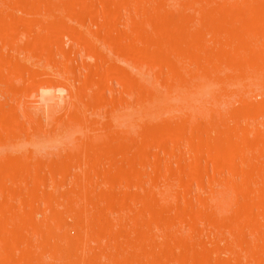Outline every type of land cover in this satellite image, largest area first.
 Masks as SVG:
<instances>
[{
  "label": "rangeland",
  "instance_id": "obj_1",
  "mask_svg": "<svg viewBox=\"0 0 264 264\" xmlns=\"http://www.w3.org/2000/svg\"><path fill=\"white\" fill-rule=\"evenodd\" d=\"M1 1L3 4L1 3ZM1 1H0V11H2V13L4 12L3 17H1V19L7 18V20L11 21L12 23L14 22V24H17V26H14V24L10 23L13 26H11V25L8 26L7 23L5 22L6 25L9 27L8 28L5 25L6 29L7 28L8 29H14V27H16L15 29L17 30V32H19L18 30H20V33H19L20 37L18 36V34L16 36H10V35H12V33L7 34L8 32H6V30L4 31V33L6 35L3 34L4 36H2V34H0V53H2L4 51L6 52L7 50L13 51V53H12V51H11V53L8 52L9 54H7V55L2 53L3 59L10 62V65L7 64V62H6V65H8V66H6L4 64L5 61L2 60V62L4 61V63H2L3 66L1 64V66L3 67L2 68L3 72L1 70L0 71H1V74L2 73L3 74H2V79L0 77V80H2V83H0V84L6 85L7 81L10 82V84L8 83L9 85L0 86V88H2L0 90V103L2 104L1 105L2 108L0 107V109L4 108V110L0 111L2 114V115L1 114L0 115H1V117L4 116L6 118L8 116V113H9L8 109L13 108L16 111V112H12V114L16 116V119H14V120H16L15 121L16 125H14L15 123H13V125L11 124V126H13V128L15 130V131L13 130L14 131L13 135H10V134L7 135L4 132L5 126L3 127L1 125L2 128L0 126V128L3 130V131L0 130V152H1L0 153V159H1L0 163L2 162L3 164H5L6 166L5 165H2V166L6 169V167L9 165V163L11 161L14 162V159H12L14 155L13 156L10 155L11 154L10 151L12 152V150L10 149V151H8V149L10 148V146L13 143H18V144H20V147L22 148V152H20L19 155L22 157L23 162H25V164H23L22 166L27 165V166H25L26 171L29 172V173L28 172L25 173V172H23L25 170H22L21 174H22V172L25 173V175H27V173H28V175H31L30 172L34 174V175L29 176L30 181H29V177L27 178L28 180L24 177L23 183H22V180H19V178L21 176H22V178H20V179H23V174L21 175L20 173H17L18 171L16 172L17 175H19L18 179H17V176H16V179H14V180L12 179V176L14 175L13 172H12L13 175L12 174L8 175L7 181H9V179L12 180V183H11L12 185H15L16 182L21 181L20 185L13 186L15 189H17L16 193L11 191V190H14V188L12 187V185L9 182L8 183L10 185H7L6 180H5L6 184H4V185L10 186L11 188L7 187L10 190H6L7 188L4 186L3 187L6 188L5 190L3 187H2L3 190L0 188V203L1 204H3L4 202L5 203L8 202L9 204L13 203V206L12 205L11 206L14 207L12 209L15 212V216H16L15 221L20 222L21 218L23 219V217H21V215L24 217L27 216L26 220L31 215H32V218H35L34 220H36V221L39 220L37 218L41 217L40 214H41L42 210H44V205L46 206L48 204V203L46 204V200H45L44 196H46L47 193L49 192V194H51L54 198V200H52V202H51L52 203L51 205L53 206V208L59 209L60 211H62L61 214L64 213V215H65V216L62 215V217L64 219H66V221L70 222V224H67L68 222L65 221V227L67 226V228L73 227V225H74L73 220L74 219L72 220L69 217V215H70L73 218L72 214L69 212V208L68 209L65 208L66 204H69L70 206H72V205L78 206V204H79V207L81 205V208H83L84 212L87 211L84 213V215H85L84 217L88 216L85 218L86 220H88L87 218L90 219L95 213H97L96 215H99V216H97L98 219H100L101 215L102 216L105 215V216H103L104 219L102 217L101 220L104 221L106 218L107 220L111 221V222L108 221L109 224L113 223L114 226L112 225L113 226L112 229L114 231V234H116L115 232H119V230L120 231L123 230V231L129 232V233H130V231H132V235H134L133 231H135L137 225L139 224L138 226L140 228H141V226H143V228H142V230H144L143 231L144 232L143 238L148 239L147 235H146L147 238L145 237V232L148 231L150 242L146 241V240L143 241V243H144L143 247L146 248V250L145 249L143 250V248H142V249H140V250H142V252H141L138 249L139 252L142 254V259H140L141 258V256L139 255L140 253L137 254L138 250L137 251L135 250L137 252L136 254H132L131 253L132 251L129 250L130 251L129 255H131V256L137 255L138 261L142 260L141 264H151V262L153 264H160L161 262H163V264H188V263L199 264L200 262L195 261V259H194L195 257H189V256H191V255L195 256L196 254H200V253H202V254L204 253L203 256L206 255V256H204V258L206 257L205 262H204L206 264H219V262H221V261L222 262L220 264H225L224 261H226L227 263L229 262L228 264H249L248 252L245 250L247 248L244 247L246 244L243 243L244 245L242 247H239L240 244L239 243L236 244V242H238V241H236L237 238H235L236 239L235 240L234 237L232 236L231 231H230L231 230L230 227H223L222 229H220L221 231L218 230L219 232L218 231L216 232V230H214V228L212 226V223L214 221H216V219H222L224 221V223H228V224H230L232 222H236V221H239V222L249 221V222H251L250 219H247L248 218L247 215L244 214V216H247V218H246L247 220H246V219H244L245 217L244 218L242 217L243 215L242 216L240 214L234 215L235 213H233L234 210H236V208L238 206H244L245 207V206L249 205L253 208L255 207L254 210L252 208L253 214L255 215V216L253 215L252 218H255V220L258 219V221H257L259 224V232L258 233H264V213H262L260 211V209H258L256 206H254V205H256V202H254V201H256V199L255 200L252 199L253 201L252 200L249 201L248 199H242V200H246V201H241V202H239L237 199H234L230 203L221 202L223 204V206L226 207V209H224V211H222L218 207L219 206L218 204L220 202L219 200H215L213 198H210V199H202L201 198L200 199L199 195L202 194L203 191L198 187V185H196L195 182L193 183L192 181L189 180L190 184L189 183L178 184L179 183L178 179L183 178L182 176H184V178L187 177L185 175V172L187 174H189L188 172H191V169L193 170V167L190 164L195 163V162H193L195 160L197 161L196 163H198V165L203 166V169H204L203 172L204 173L206 172L205 173L206 177H205V175H204V177H205V179L208 178L207 181H209L210 177L212 178L213 176H215L217 178L224 177V175L227 174V171H225L220 166L219 167L216 166V163H219L221 161V159H220L221 156L218 157L219 154L217 155L214 152L213 148H212V150L209 149L210 152H208L207 149L205 151L201 152V154H202V155L200 154L201 157H200L199 153H195V152L190 151V150H189V152L187 151L188 153L185 152V154L183 153V155H182V153L180 154L179 152H180V150L183 152V149H185V147H187V145L184 143L187 139H184V141H182L180 143V145H179L180 147L178 149L176 148V151L172 148L173 146L171 145L172 143H170V142H169L170 143L169 146H172V147L170 148L168 146L167 147L168 149L165 150V151L169 150L168 152H165L164 149H162V147L160 145L161 140L159 141L156 138L158 135L157 134L153 135V132L155 131L154 133H156V130H158L159 126H162V124H164L169 119L174 120V121H170L171 123L172 122L174 123L176 121L175 117L178 119V117L182 116L184 111H186V108L189 107L188 106L189 101L180 99V98H182L181 97L182 95H180L178 93H172V91L169 90L168 86L170 84L168 85V83H172L171 82L172 81V75L169 76L170 77L169 82H166L165 80H168V79H166V77H168V75H169L168 73L170 72V68L167 64L165 65V63H163L164 65H162L159 63L160 65L157 64L154 67L155 69L158 68L157 71L160 72L159 74L154 69H153L154 71L147 70L146 67H144L140 62L136 61V59L134 58V55L133 56L129 55L134 59V61L131 60L132 58L128 57V54H127L128 51L127 50H130V45H131V42L129 40L128 41L127 40L121 41L122 45L120 44V46H122L121 48H123L122 51L114 48L110 42V39L113 38L111 36L112 34H115L118 30L125 28V27L128 29V27L125 24V22H127L126 18L128 15H126L125 13L129 14L130 12H133L135 9H137L136 8L137 3L133 2V3H135V4H133L132 2H130L128 5H126L127 9H124L125 11H123V15L120 17V20H119L120 22L118 21L119 24L117 23V25L113 24L112 26H110V25L107 26L103 23V20H101L104 18V16H102V15L105 12H103L102 5L100 4L101 2L99 0H87L86 2H84L83 0L82 1L76 0V2L75 1L71 2L69 0L70 3L67 0L68 4H66L65 3L66 1L63 0V3H65V4H62V5L60 4V6H59L60 9H58L57 6L54 7L57 9L56 12L54 11L55 14L58 16L64 17L63 15L66 14L68 16V14L71 13V11H72L73 15L71 13L68 16V18L70 17L69 20H68L67 16H65V19L67 20V24H69L68 22H70V19H75L74 21H71L70 23L74 22L76 24V27H75V24L73 26L75 28H77V30L79 28V31H77V32H79V33L82 31L87 32L86 34L88 36V39L89 38L92 39L91 43H93L95 45V47H93V48L90 47L89 42L86 40L85 41H79V39L81 40V38L77 39L78 41H76V39H74L75 37L77 38V36H78L76 29L73 27V29H72L73 31H71V27L64 26V27H67V29L69 28L72 33L67 29L65 31V29L63 28L61 30L62 31L61 35L54 36V34H53V36H51V37H54V39H56L55 40L56 43H54V41H53L54 45H53V49H51V50H53V53L51 56L49 55L50 57H44V56H42L44 53L43 54L41 53L42 49H41L40 53H38L36 50L34 51V49H31L32 47L30 48L29 45L31 46V42L34 39H38V37H41L40 35H43V33L46 34L48 30L49 31L51 30L50 33L51 32L53 33V29H52L53 27L51 25L52 23L50 22V20L52 21L53 18L51 19L47 14L51 15L50 13L53 12L52 10H54V9H52L50 11H48V10L44 11L45 8L43 6L42 7L44 9L42 7H40L39 5H37V6H39V8H42L43 11L39 12L35 8V10H37L35 12L37 14H38V12H39V14L43 12L45 16L42 13L40 15L33 14L34 17H32V13H35L33 10H31L30 13H29V10H28V12L27 11L24 12V10H19V8H18L19 6L16 7L13 5H11V7L13 6V8L10 9V6L8 7L6 4V2L8 3L10 1H11L10 4L11 3L13 4L14 2H17V0L14 2H13V0H7V1L1 0ZM31 1L34 2V0H31ZM115 1H116V3H118L117 2L118 0H115ZM18 3H14V4L18 5ZM38 3H41V2L38 1ZM5 5L7 6V8L4 7ZM129 5H131V6L129 7ZM139 6L140 5L138 3V8H140ZM2 7H3V9H1ZM63 7L65 8V10ZM84 7H87V8L89 7V8L86 10H83L82 8H84ZM95 7L97 8V11H96ZM174 8L170 9L169 15L173 18H176L177 12H179L180 7H178V9H176V7H174ZM130 9L131 10L133 9V10L131 11ZM7 10L10 12V15L12 12L13 16H11L12 17L11 19H8L10 16H9V13L7 12ZM73 10H75L76 13H74ZM80 10H82V11H80ZM89 10H90V12H89ZM93 10L97 12L96 15L94 14L95 12ZM127 10H129V12H127ZM194 11L195 12H191V15L192 16L195 15L193 17L194 21L199 22V21L195 20V18H197L198 20H201V18L203 17L202 16L203 11L198 10L199 13H201L200 16H197L198 12L196 10H194ZM80 12H82L83 18L84 17L85 18L84 19L82 18V21H80V23H78L74 14L78 15ZM2 13L0 12V16ZM59 13H60V15H59ZM133 13L136 14L137 11L135 10ZM55 14H53V15H55ZM89 14H90V16H89ZM130 14H132V13H130ZM130 14H129V17H130ZM87 15L89 16V18H87ZM124 15L126 18L124 17ZM235 15H236V18H238V17L240 18L242 15V10L237 11L235 13ZM21 17L22 18L24 17L23 20H25V22L30 18V20L27 21L28 24H30L29 22L33 19L32 20L33 23H31L29 26V25L25 24V22L21 19ZM72 17H74V18H72ZM90 17L92 18L91 20H90ZM19 18L21 19V21ZM26 18H27V20H26ZM121 18H122V20H121ZM124 18L126 21L124 20ZM36 19H40V20L43 19L45 21L42 20L40 23L39 22L40 20H36ZM85 19H86V21H85ZM34 20L37 22L38 25L36 24V22ZM46 21H49V22H47V23H49V25H47ZM121 21H122V23L124 22V24H122ZM128 21H129V19H128ZM200 22H202V21H200ZM199 24H195V25H199ZM2 25H4V24H2ZM44 25L45 26L47 25L46 26V27H48L47 31H46V28L44 27ZM49 26H51V29L49 28ZM128 26L130 28H134L131 25H128ZM152 26H150L151 28L149 27V29H148L150 31L146 30V33H148V35H149V33L152 34L151 38H154V39L157 38L156 40L158 41V43H160L161 49H165V50L167 48H168V50L171 49V47H169V46H171L170 43H172L173 41L174 42L177 41L181 37V36H179V38H178V34H177L178 32L176 31L177 32L176 34H170L173 37L172 40H171V36L169 39L170 41H168V39H165V38L162 39V40H165V42L164 41L163 42L166 43V44L163 43V45H162V43L159 42V39H158V38H161V36L158 34H154L156 31L152 30ZM179 26L180 25H178V27ZM193 26L194 25H192V27ZM205 26L206 25L203 24L201 26V28L204 30L203 27H205ZM0 27H2V26H0ZM178 27H176V28H175V26L170 27L172 29H170L171 31H169V32L171 33L173 31H175V29H177ZM153 28H155V27H153ZM194 28H196V29H194L193 31L200 28V26L198 28L197 27H194ZM206 28L207 27H205V30H207V32H208L207 33V39L211 40L212 35L209 36L210 35L209 34V28H207V29ZM128 30H129L130 34H132L131 30L134 31V29H131V30L128 29ZM205 30H204V32H205ZM11 31H13V30H10L9 32H11ZM34 31H36L35 34H34ZM37 31L39 34L37 33ZM200 31H202V30H200ZM151 32H153V33H151ZM50 33L46 34V36L47 35L50 36ZM74 34L77 36H75ZM35 35H37V37ZM134 35L135 34H133V36ZM157 35L160 37H158ZM174 35H176L175 37L178 38L177 40H175ZM3 37H4V39H3ZM43 38H41V39H43ZM44 39H46V38H44ZM83 39H86V38H83ZM154 39L153 40L151 39V40L154 41ZM181 39H184V38L181 37ZM166 40H167V42H166ZM178 41H181V40L179 39ZM184 41H187L186 37L180 43H182V42L184 43ZM36 42H35V44H38V40H36ZM149 42H151V41H148L147 45H146V42H145V44H143V42H141V43L136 42L135 45H137V48L139 50H141L142 52L147 51L149 49L150 50H152V49L157 50L158 49L157 44L154 46L153 45L149 46L148 45ZM174 42L172 44H174ZM177 43H175V44L177 45ZM183 43H182L183 47H186V44L185 43L183 44ZM132 45H133V42H132ZM166 45H167V47L164 48V46H166ZM178 45H179V43H178ZM2 46L7 47V48L1 49ZM128 46H129V49H128ZM162 46H163V48H162ZM14 47H15V50H13ZM17 47H19V48H17ZM36 47H34V48H36ZM133 47H132V49H133ZM179 47H178V49L182 48V46H179ZM37 49H39V48L37 47ZM51 50H50V52H51ZM168 50H167V53L170 52V50L169 51ZM173 50H176V48L173 47ZM133 51H134V49H133ZM152 51L155 52L154 50H152ZM152 51H149V53H151ZM176 51H171L170 55L176 56L175 59H177L178 57L180 58V56H182L181 58L184 59L183 53L179 51L180 54L181 53L182 54L178 56L177 54L179 52L177 51L178 52L177 53ZM35 52H37V53H35ZM132 52H131V54H132ZM146 53L147 52H145V54ZM149 53L147 55H149ZM174 53H176V55ZM181 58L179 59V61H181V62H178V63L184 64L182 61H187V60H182ZM187 63H190L191 66H190V64H189V66L193 68L194 65L191 62H187ZM23 64L26 65L28 67V69L21 68V65L23 66ZM179 65L182 68L183 65H181V64H179ZM184 65H186V63ZM180 67H179V69H180ZM190 67H189V69H190ZM184 68H186V67L184 66ZM195 69H196V67H195ZM161 73L163 74L162 75L163 79H161L159 77V75L161 76ZM124 79H126V81H124ZM40 81L48 82L50 84V86L48 85V87H45L42 90H40L39 92H37ZM132 83H134L135 85H133ZM132 85L134 86V88ZM7 86H12V87L9 89V87H7ZM4 87H7L8 90L3 89ZM62 88L66 89L65 94H62L60 92V90H62ZM135 88H138V89L136 90ZM140 88L143 89V92H144V90H145V92L146 91L148 92V90H150L152 88L155 89V95L154 96H156V99H159V111H160L159 117L153 119L152 121H150L146 124H142V122H141L142 115H143V113L141 111V104H139V101H137L138 96H136L137 98L135 97V95H137V92L140 91ZM129 89H130V91H129ZM131 89H132L133 93H134V90L137 91L135 95H131ZM253 89H255V87H253V86L248 87V90L250 92L248 95L253 100L252 102L249 103V105L253 108H257V106H260L264 100L262 97L256 96L257 92H252ZM141 92H142V90H141ZM37 95H39V98L40 97L41 98L42 97L50 98L53 100V102H51V104H48L45 107L44 106L41 107V105L38 106L34 103V99L37 98L36 100H38ZM143 95H144V93H143ZM145 95H146L145 97H149V95H147V94H145ZM27 97L31 100L26 101L25 99H27ZM4 98H6V99H4ZM210 98H211V93L208 91V89H204V90L197 89L193 92L191 100H192V102H194L196 104H200L203 101H211V100H209ZM2 100L4 101L3 102L4 104L2 103ZM68 100H71L75 103L77 108H75L74 110L76 112H78L79 115L81 116V120H82L81 122H75L74 120H71V117H72L71 116L72 114H70L71 110L68 111L69 113L66 112L67 110L66 111L63 110L65 112L61 111L63 116L61 115V118L59 116L60 121L57 122L58 118H56L57 120H53L52 124H50V122L47 120H45V121H43L44 119L40 120V118L38 117V115H40V113H43V114L45 113L46 115H48L49 111L52 109L54 111H57V109L63 108L64 105H66L65 103ZM6 102H7V105H5ZM30 102H31V104H34V105L33 106L31 105V107H29L30 105L25 106L27 104H30ZM238 105H241V104H238ZM238 105L237 106L234 105L233 107H236V108L240 107ZM72 112L73 111H71V113ZM120 115H121V119L118 118V116H120ZM41 116L43 117V115H41ZM4 117H2V118H4ZM29 117H30V119H29ZM65 117L67 118V120ZM170 117H173V118H170ZM226 117H222V118H224V119L226 118L229 120L231 119L229 116H226ZM62 118H63V120L64 119L66 120V123H64L63 120H61ZM239 118H242V117L241 116L234 117L233 120H240ZM245 118H246V115H244V119ZM28 119L30 120V122ZM36 119H38V120H36ZM88 119H90L92 122H94L93 120H96V123L98 121V122H100V125L102 124L103 126L105 123H109L108 124L109 129L107 128L108 126H106V127L104 126L103 129H105V128L106 129L103 130L102 126L99 125L100 128H98L97 124L92 123L93 124L92 126L90 124H89L90 126L88 125L90 130L92 128L94 131L97 129H100V130H97V132L95 131V133H94V131H92L93 132L92 133L87 129L88 134L82 137L81 136V130H83V129L80 126L83 125L86 121H88ZM219 119H221V117H219ZM242 119H241V121L244 123V121ZM0 120L2 122H4V120H2V119H0ZM91 121H89V122L91 123ZM217 121L221 122L220 120H217ZM2 122H0V123H2ZM17 123H19L20 126ZM37 124L39 125V127ZM110 124H113L115 126H113L111 128ZM139 124H141V126ZM26 126H28V128H31V131L28 130L30 133L29 132L27 133V127ZM20 128H22V130H25V133L22 130L21 131L23 133L20 132L19 131ZM256 128H255L257 130L255 132L256 134L257 133L258 134H260V133L264 134V117H260V120L257 123ZM247 130L244 131L245 132L244 134H249V131H251L249 128ZM186 132L188 133L189 130ZM5 135H6V137H2ZM242 136H243V134H242ZM184 137L187 138V136H184ZM124 139H126L125 140L126 142H127V140L130 142V143H127V145H125V147H127V146L129 147V145L131 143H134L131 141H135V143L138 142V143L142 144V141L144 139H146L145 140V142H146L145 147L146 148H145V152H144L145 162L140 163L142 166L138 165L139 164L138 159L140 158L139 156L141 155V152L139 151L140 148L138 149V147H136V145L138 143L135 144V146H134V144H132V147L134 146L138 150L136 148L135 149L130 148L132 150L127 149V150H130L127 153V155L124 153H121L120 151L116 152L113 148H112V151H114V152H110L108 150L101 151L99 149V147L102 148V146H100V145L103 143H109L111 145L115 144V146H117L119 144L124 143L125 142V141H123ZM186 143H187V141H186ZM29 144H30V148H28ZM119 146H117V147H119ZM31 148L34 149L35 151L32 150ZM122 149H124V148L122 147ZM127 150L125 149L122 151L127 152ZM172 150H174L175 153ZM141 151H143V150L141 149ZM211 151H213V153ZM169 152H170V154H169ZM166 153H168V154H166ZM130 154H133V155L138 154L139 156L138 155L132 156ZM175 154L178 156L175 157ZM197 154L199 156L198 160H197V156H196ZM256 154L258 157H260V159H261L260 161H262L261 165H264V157H263L264 153L261 152V149H258ZM128 156H130V157H128ZM179 156L180 157L184 156V161H182L183 160L182 157H181L182 160H179V159H181V158H179ZM23 157L27 158V160L29 159V161H25ZM132 157H134V158L136 157L137 159L136 158L133 159ZM216 157H218V158H216ZM124 158H127L131 163L136 162L135 163L136 165L132 166L131 164H128L129 163L128 160L126 162ZM147 158H149L150 160L148 161ZM136 160H138V162ZM143 161H144V159H143ZM159 161L161 163H159ZM13 162L11 163L12 165H14ZM26 162H28V163H26ZM7 163H8V165H7ZM20 163L21 162H19L18 165H16V166H19ZM158 163L161 164V168L157 167ZM180 163H182V164L180 165ZM52 165H54V166L58 165L59 167L58 166L57 167L60 168L59 170L58 169H52L51 171L54 170V172H53L54 174L49 171V166H52ZM22 166H19L20 169L22 168ZM187 166L191 169H189ZM3 167H1L2 170L4 169ZM14 167H15V165H14ZM27 167H30L29 170L27 169ZM51 168H54V167L52 166ZM15 169H16V167H15ZM133 169H136V170L140 169L141 172L144 174V177H142V180L140 179L141 180L140 184H139V182L137 183L140 191L137 190V188H138V187H136L137 184H134V182H133L134 185H132L131 182H130L131 184H127L128 186H131L129 188L127 185L125 186L126 182L122 181V180H124L123 178L127 174H129L128 176L130 177V175H131L130 173L133 172ZM187 169L190 171H188ZM105 173H106V176L109 175L112 178V182H108L107 180H106L107 181L106 182L104 180V174ZM168 173H170V174H168ZM183 173H184V175H182ZM139 174H141V173H139ZM174 174H177L176 177ZM36 175H41V177L42 176H45V177H44V179L42 178V180L40 179L41 182H35V180H34L35 178H33V176L37 177ZM167 175H169V176H167ZM10 176H11V178H10ZM188 178H191V177L188 176ZM188 178H186V179H188ZM31 179H33L34 181ZM15 180H16V182H15ZM25 180H27V182H25ZM138 180H136V181H138ZM136 181H135V183H136ZM142 181L143 182L145 181V183H143ZM142 186H145V189H146V186L150 189L153 188L151 190L155 193V195L153 194V197H151V202L152 201H154V202L152 203V205L150 207L146 208L147 211H149L150 209L151 210L154 209L155 213H153V214H152V212H154V211H151L149 213L146 212V209L143 208V205L141 202L138 203L134 199L132 200L131 198H130V200L129 199L127 200L130 205L129 204H126L127 206L124 205V207L122 208V210L123 209L124 210L122 212H121V210H119V213H118L117 210L119 208L117 209L115 207L110 206L109 208L110 209L112 208V209L111 210L107 209L108 205L106 204V200L104 201V199L100 198L101 195L104 193H106L105 194L106 196H108V194H110L114 197L116 196V198H117V197H123V194L126 192L133 193V192H136V190H137V192H142V190L144 189ZM84 187H85V191H84L85 194L81 195L82 192L79 191V189L81 188L83 190ZM140 187H142L143 189ZM213 189L215 191H217V190L221 189V186L218 185V183L216 182V183H214ZM75 191L76 192L79 191L81 194L78 193V196H75L77 194V193H75ZM86 192H89L90 194L89 193L88 194L93 195V197L97 196V198L95 197L93 200V202L95 204H93V202L90 203L92 200H90L89 198L87 199V197H86L87 193ZM63 193H65L67 195V197L64 198L65 201L61 200V202H60V199H63L61 196V195H63ZM65 194L63 196H66ZM69 195L71 198L72 197L73 198L70 199ZM105 195H104V197H105ZM184 195H187L188 199L183 197ZM188 195H190V196H188ZM59 197H60L59 201H58V199L57 200L55 199V198H59ZM102 197H103V195H102ZM68 198L70 200H68ZM1 199L2 200L4 199V200L2 201ZM5 200H7V201H5ZM83 200H84V202H82ZM88 200H89V202H86ZM79 201H80V203H79ZM132 201L135 203H133ZM253 203H254V205H253ZM82 205H83V207H82ZM48 206H50V205L48 204L47 207ZM153 206H155V207H153ZM98 207L100 209H102V211L99 210ZM64 208L66 210H68V212H66V211L63 212V210H65ZM155 208L161 212V214H160L161 216H159L158 213H160V212H158ZM227 209H229L230 211H227ZM103 210L106 212H103ZM138 210H139V213L137 214ZM20 211L23 212V214H21ZM98 211H101L102 213L98 212ZM143 211L145 212V214ZM25 213H26V216H25ZM103 213H105V214H103ZM140 213H142V215L140 217L141 221L139 218H138L139 219L138 221L141 223L145 222L146 225L144 223L142 225L141 223L137 224V222L136 223L134 222V220L137 221L135 218ZM28 214H29V216H28ZM38 214L40 215V217ZM119 215L121 218L118 217ZM129 215H131V217H130L131 219L129 218ZM156 215L159 216L160 218H158ZM0 216H1V214H0ZM93 217H95V216H93ZM143 217H145V218L142 219ZM5 218H6V216L4 218L1 216L0 219L2 221H4L3 219H5ZM95 218L94 219L91 218L90 220L91 221L95 220ZM252 218H251V220H254ZM90 220H88V221H90ZM107 220H105V221L107 222ZM30 222H31V219H30ZM85 222H87V221H85ZM92 222H94V221H92ZM192 223L197 225L199 228L197 233L194 232L195 234L192 233V231L190 229V225ZM144 226L146 227V229ZM109 228H110V226H109ZM69 229L70 228H68L66 230V228H65L64 230L68 231ZM86 233H88V235H89V236H86V241L89 242V244L91 245L93 250L96 249V251H98V254L96 252V254L94 253V255H92L93 258L89 257V259H92L93 261L92 260L90 261L87 259L88 261L93 262V264H100L101 262L103 264H114V263L115 264H126V262H127L126 260H124V262H122V261L119 262L120 260L118 259L119 257L123 259L124 258L123 253H126V252H124L125 251L124 245L122 246L124 238L123 239H121V238L117 239L118 244H116V241H114V240L117 237H115L114 235H108L107 234L104 237L99 236V237H102L100 240L95 239L96 241H93L91 239L92 233L91 234H90V232H86ZM255 233H257V232H255ZM255 233L254 234L250 233L248 235L249 237L247 239H248L250 245L256 244L257 241L261 242L264 240V238H262L260 234H255ZM31 234H30V240H32L33 243L36 241L35 242L36 244H34V247H35V249L37 248V250L39 251L40 249L37 247V245L38 246L40 245L39 244L40 241H39V243H37V242H38V240H39L38 238H40V236H38L34 233H31ZM174 235H175V237H174ZM94 236H96V234ZM176 237H178V238H176ZM96 238H97V236H96ZM173 238H174V240H173ZM88 239H90V240H88ZM40 240H41V238H40ZM97 240L100 241L99 243H101V245H103V246L98 245ZM120 240H122V241H120ZM126 240L127 239H125L124 244L128 243V241H126ZM202 241L204 243H202ZM231 241H234V242H232V244L233 243H234V245L236 244L233 247V249L228 246V242H231ZM96 242H97V244H96ZM148 242L150 243L149 247L147 246ZM177 242H179V244ZM196 242H198V243L201 242L202 245L201 244L197 245ZM194 243H196V244L194 245ZM89 244L86 243L87 247H90ZM181 244H187L188 247H190V248H188L186 246L185 249H183ZM189 244H193L194 246L189 245ZM118 245L120 246L119 250L122 253H120L119 250L117 251L116 249H114ZM113 246H115V247L113 248ZM125 248H126V245H125ZM169 250H171V251L173 250V253H175V254H172V252H170ZM183 250H184V252H183ZM212 250H213V253H211ZM238 250L241 251L242 253H240V255L233 256L234 254H232V253H235V251L238 252ZM243 250H245L246 252ZM145 251H146V253H143ZM19 252H21V250H18L17 254H20ZM84 253L86 254L88 252L85 251ZM178 253H181V254H179L181 256H184L185 254H189V255H186L187 258H186V256L184 257L186 259H184L182 257L185 261L188 259V262H184L183 259H182V261L180 260L181 262L179 260H177V257L179 256ZM206 253H208V254H206ZM243 253H244V255H242ZM145 254H147V256H143ZM258 254H261V256H262L263 252L261 249L258 251ZM111 255H112V257H114L118 261L116 262V260H114V258L111 259ZM120 255H122V256H120ZM176 255H177V257H176ZM96 256H98V257H96ZM48 257H49V255L47 256V258ZM85 257L87 258L86 255H85ZM179 257H178V259H180ZM263 258H264V256H263ZM51 259L52 258H49L48 260L53 262V259L52 260ZM135 259H136V257H135ZM192 259H194V260L191 261ZM113 260H114V262H113ZM160 260H161V262H159ZM140 261H139V264H140ZM156 261H158V262H156ZM231 261H232V263H231ZM132 262L137 263L136 260H134ZM132 262H131V264H132ZM84 264H85V262H84ZM261 264H264V262H262Z\"/></svg>",
  "mask_w": 264,
  "mask_h": 264
},
{
  "label": "bare ground",
  "instance_id": "obj_2",
  "mask_svg": "<svg viewBox=\"0 0 264 264\" xmlns=\"http://www.w3.org/2000/svg\"><path fill=\"white\" fill-rule=\"evenodd\" d=\"M14 1H16V0H13V2ZM38 1L41 3H38ZM65 1H66L65 3L68 4L69 0H68V2H67V0H65ZM70 1L76 2V0H70ZM83 1L86 2L87 0H83ZM99 1L101 2L100 4L102 5L103 12H105L102 15V16H104V18L102 17L103 19H101V20H103V23L107 26L108 25L112 26L113 24L117 25V23L119 24L120 17L123 15V11H125L124 9H127L126 5H128L130 2L137 3L136 4L137 9H135L137 11L136 14L133 13L135 11L134 10L133 12H130L132 14L129 13L130 14V17H129V14L124 12L126 15H128L127 18L124 15V17L127 20V22H125L126 26L130 30L134 29V31L131 30L132 34H130L129 30L125 27L126 29L122 28V29L118 30L115 34H112L111 36L113 38L110 39L112 46L114 48L122 51L123 48H121L122 46H120V44L122 45L121 41L122 40L123 41L129 40L131 42V45H130V50H127L128 51L127 52L128 57L132 58L131 56L134 55V58L136 59V61L140 62L144 67H146L147 70H151V71L155 70L158 74L160 73L157 71L158 68L155 69L154 67L159 63L162 65H164L163 63H165V65L167 64L169 66L170 72H171V73L167 72L169 74L168 77L170 75H172V81H171L172 83H168V85L170 84L168 86L169 90H171L172 93H178V94L182 95L181 96L182 98H180V99L189 101V103H188L189 107L186 108V111H184L182 116L178 117V119L175 117L176 121L174 123L170 122V121H174V120L169 119L164 124H162V126H159L158 130H156V133H154L155 131L153 132V135L157 134L159 136L158 137L156 135L157 136L156 138L159 141L161 140L162 144L160 143V145H161L162 149H164V151H165L166 149H168L167 147L169 146V144L172 143L171 145L173 147L172 146H169V147L170 148L172 147L176 151V148L178 149L180 147L179 146L180 143L182 141H184V139H187L186 140L187 143H186V141L184 142L187 145V147H185V149H183V152L180 150V152H179L180 154L182 153V155H183V153L185 154V152H187V151L189 152V150H190V151H193L195 153H199V155H200L201 152L205 151L206 149L208 150V152H210L209 149L212 150V148H213L214 152L217 155L219 154L218 157L221 156V158H220L221 161L219 160L220 162L216 163V166L217 167L220 166L225 171H227V174L224 175V177L217 178V177L213 176L212 178L210 177L209 181H207L208 178L205 179V177H206L205 173L206 172L205 173L203 172V170H204L203 166L198 165V163H196L197 161L195 160V161H193L195 163H192V164L189 163L190 165H192L193 170L187 166L189 169H191V172H188L189 174H187L185 172V175L187 176L186 178H188V176L191 178L186 179V178H184V176H182L183 178L179 177L180 179H178V182H179L178 184H184V183L190 184L189 180L192 181L193 183L195 182L196 185H198V187L203 191V193L199 195L200 199L201 198L202 199L213 198L215 200H219L220 202L218 204L219 205L218 207L222 211H224V209H226V207H224L221 202L230 203L234 199H237L239 202L246 201V200H242V199H248L249 201L252 199L253 200L256 199V201H254V202H256V205H254V203H253V205L256 206L258 209H260V211L262 213H264V165H261L262 161H260L261 160L260 157H258L256 154L258 149H261V152L264 153V134H262V133L256 134L255 133L257 131L256 127H257V123L260 120V117H264V101L262 102V104L260 106H257V108H253L249 105V103L252 102L253 100L248 95L250 93L248 90V87L253 86V87H255V89H253L252 92H257L256 96H260L264 100V0H118L117 1L118 3H116L115 0H113V1L112 0H99ZM10 2H8L9 4L6 2L7 6L8 7L10 6V9H12L13 6H16V7L19 6L18 7L19 10H24V12L25 11L28 12V10H29V13L31 10H33L34 12L37 10L39 12H41V11H43L44 8H45L44 11H46V10L50 11V10L54 9V10H52L53 12H51V13L49 12L51 15L47 14L51 19L53 18L52 21L49 19L50 22L52 23L51 25L53 27L52 28L53 33L51 32L52 33L51 34L50 33L51 30L49 31L48 27H46L47 25H49V23H47L49 21H46L47 25L46 26L44 25V27L46 28V31L48 30L46 34L50 33V36L47 35L48 36L47 37L46 34L43 33L44 36L40 35L41 37H38V39H34L35 41L33 40L31 42V46L29 45L30 48L32 47L31 49H34V51L36 50L38 53H40V51L42 49L41 53L42 54L44 53V54L43 55L41 54V55L44 57H50L53 53V50H51V49H53V45H54V43H56V41H55L56 39H54V37H51V36H53V34H54V36L61 35L62 34L61 30L64 28L66 31L68 26L71 27V31H73L72 29H73V27H74L73 25L75 23L72 22L73 23L72 24L70 22L74 21L75 19H70V22H68L69 24H67V20L65 19V16H67V15L65 13H64L65 15H63L64 17L58 16L55 14L57 9L54 7L57 6L58 9H60L59 8L60 4L61 5L65 4V3H63V0H34V2L31 0H19V1L17 0V2H14V3L19 2L18 5L14 4V3L10 4ZM1 3H2V1H1ZM135 3H133V4H135ZM138 3L140 5L139 6L140 8H138ZM11 5H13V6L11 7ZM37 5H39L40 7L43 6L44 8L43 7H42L43 9L39 8V6H37ZM7 6L5 5L4 7L7 8ZM130 6L131 5H129V7ZM174 7H176V9H178V7H180L179 12H177L176 18H173L169 15L170 9H173ZM35 8L37 10H35ZM84 8H82V9L86 10L89 7L88 8L84 7ZM1 9H3V7ZM64 10H65V8H64ZM194 10H196L198 12L197 16H200V14H201V13H199L198 10L203 11V15H202L203 17L201 18V20H198L197 18H195V20H197L199 22L194 21L193 17L195 15L194 16L191 15V12H195ZM239 10H242V15L240 18L237 16L239 18L238 19V18H236L235 13ZM73 11H74V13H76L75 10H73ZM80 11H82V10H80ZM96 11H97V8H96ZM96 11H94L95 15L97 13ZM0 12L2 13V11H0ZM7 12L9 13V16H10L9 17L7 15L8 13L6 14L9 17L8 19H11L12 18L11 16H13L12 12H11V15H10V12L8 10H7ZM39 12H38V14L36 12L32 13V17H34L33 14L40 15L43 13L42 12L39 14ZM89 12H90V10H89ZM127 12H129V10H127ZM3 13L0 16V26H2V27H0V34H2V36L6 35L4 33V31L6 30V32H8L7 34L12 33V35H10V36H16L17 34L19 36L20 30H18L19 32H17V30L15 29L16 27H14V29H8L9 28L8 26H10L11 24H14V22L12 23L11 21L7 20V18H5V17H4L5 19H3V18L1 19V17H3ZM52 13L55 15H53ZM71 13H72V11H71ZM71 13H69L68 16ZM43 15H44V13H43ZM59 15H60V13H59ZM72 15H73V13H72ZM76 15L74 14L77 22L80 23V21H82V18H83L82 12H80L77 16ZM68 16H67V18H68ZM89 16H90V14H89ZM89 16L87 15V18H89ZM23 18L21 17L22 20H23ZM69 18H68V20H69ZM72 18H74V17H72ZM122 18H121V20H122ZM125 18H124V20H125ZM21 19H20V21H21ZM91 19L92 18L90 17V20ZM128 19H129V21H128ZM26 20H27V18H26ZM28 20H30V18ZM36 20H40V19H36ZM42 20L43 19H41L39 22L41 23ZM23 21L25 22V20H23ZM27 21L25 22V24H27L29 26L31 23H33V21L32 22L30 21L29 22L30 24H28ZM43 21H45V20H43ZM85 21H86V19H85ZM200 21H202V22H200ZM5 22L7 23L8 26L6 25ZM1 23L4 25H2ZM121 23H122V21H121ZM36 24H37V22H36ZM122 24H124V22ZM195 24H199V25H195ZM203 24L206 25L205 27L209 28V34H210L209 36L212 35L211 36L212 39L211 40L209 39L210 41L207 39V33L208 32H207V30H205V27H203V28H204L206 33L201 28V26ZM5 25L8 27L7 29H6ZM128 25H131L134 28H130ZM178 25H180V26L178 27ZM192 25H194V26L192 27ZM11 26H13V25H11ZM14 26H17V24H14ZM64 26H67V27H64ZM150 26H152V30L156 31L154 34H158L161 36V38H158V39H159V42L162 43V45L165 42V40H162V39L165 38V39H168V41H170L169 40L170 36H171L170 34H176L177 32H178L177 33L178 38H179V36H181L184 39H185V37L187 38V41H184V43L186 44V47H183V45H182L183 42L180 43L184 39H181V37H180L179 39L181 41H178L179 39L177 37H175L176 35H174V38H175V40H177V39L178 40L175 42L173 41L174 44H172L173 42L170 43L171 46L168 45L169 47H171V49H169L170 52L177 50L178 52L180 51L183 53L184 59L181 58L182 56H180V58L182 60H187V61H182L184 64L186 63V65H184L182 63H178V62H181V61H179V59H180L179 57L177 59H175L176 56L170 55V52L167 53L168 48L166 50L161 49L160 43H158V41L156 40L157 38L156 39L151 38L152 34L149 33V35H150L149 36L148 33H146V30H148ZM172 26H175V28L176 27H178V28L175 29V31L172 30L173 32L170 33L169 31H171L170 29H172L170 27H172ZM199 26H200V28H198ZM75 27H76V24H75ZM153 27H155V28H153ZM194 27H197L198 29L193 31L194 29H196ZM49 28L51 29V26H49ZM75 29H76V32L79 31V28H78V30H77V28H75ZM10 30H13V31L9 32ZM67 30L70 31L69 28ZM200 30H202L203 32ZM148 31H150V30H148ZM35 32L36 31H34V34H35ZM37 33H38V31H37ZM77 33L76 34L78 36L74 34L75 36H77V38L73 35L75 37L74 39H76V41H78L77 39L81 38V40L79 39V41H85L86 40L89 42L90 47H92V48L95 47V45L93 43H91L92 39L91 38L88 39V36L86 34L87 32L82 31L80 33L79 32H77ZM151 33H153V32H151ZM133 34H135V35L133 36ZM35 36L37 37V35H35ZM160 36H158V37H160ZM43 37L46 39H44ZM41 38H43V39H41ZM83 38H86V39H83ZM172 38L173 37L171 36V40H172ZM3 39H4V37H3ZM151 39L152 40L154 39V41L156 40L157 42L156 41L154 42ZM36 40H38V44H35ZM53 41H54V43H53ZM148 41L152 42V43L149 42V44H148L149 46L150 45L154 46L157 44L158 49L157 50L152 49L155 52H153L150 49L142 52L141 50H139L137 48V45H135L136 42H138V43L143 42V44H145V42H146V45H147ZM132 42H133V45H132ZM166 42H167V40H166ZM177 42L179 43V45ZM175 43H177V45ZM164 44H166V43H164ZM36 46L39 49H37ZM177 46L178 47L182 46L183 49L182 48L178 49ZM2 47H1V49L7 48L4 46H2ZM34 47H36V48H34ZM132 47H133L134 51H133ZM165 47H167V45L164 46V48ZM173 47L176 48V50H173ZM17 48H19V47H17ZM162 48H163V46H162ZM128 49H129V46H128ZM13 50H15V47ZM50 50H51V52H50ZM11 51L7 50L6 52L4 51L2 53L7 55V54H9L8 52L11 53ZM149 51H152V52L149 53ZM37 52H35V53H37ZM131 52H132V54H131ZM145 52H147V53L145 54ZM180 52L177 54L178 56L182 54V53L180 54ZM2 53H0L1 54L0 55L1 56L0 57V66L2 63H4V61H5V63H4L5 65H6V62H7V64L10 65V62L3 59ZM12 53H13V51H12ZM148 53H149V55H147ZM174 54L176 55V53H174ZM129 55H131V56H129ZM2 60H4V61L2 62ZM131 60L134 61L133 58ZM187 62H191L194 65V66L192 65L193 68L190 67L191 64L187 63ZM179 64L183 65L182 68L180 67ZM189 64H190V66H189ZM2 66H3V64H2ZM2 66L0 67V70L3 72ZM6 66H8V65H6ZM184 66L186 68H184ZM188 66L190 67L191 70L189 69ZM179 67H180V69H179ZM195 67H196V69H195ZM21 68L28 69V67L24 64H23V66L21 65ZM1 71H0V75H1L0 77L2 79L3 73L1 74ZM162 75H163L162 73H161V76L159 75V77L161 79H163ZM168 77H166V79H168V80H165L166 82H169V80H170V77L169 78ZM124 81H126V79H124ZM0 83H2V80H0ZM8 83L10 84V82L7 81L6 85H9ZM132 84L135 85L134 83H132ZM6 85L0 84V86H6ZM48 85L50 86V84L48 82L40 81L37 92H39L40 90H42L45 87H48ZM7 87H9V89H10L12 86H7ZM7 87H4L3 89L8 90ZM133 88H134V86H133ZM1 89L2 88H0V90ZM135 89L137 90L138 88H135ZM197 89H201V90L208 89V91L211 93V98L209 99L211 101H203L200 104H196V103L192 102V100H191L192 94ZM136 90H134V93H133L132 89H131V95H135L137 92ZM141 90H142V92H141ZM129 91H130V89H129ZM60 92L62 94H65L66 89L62 88V90H60ZM143 93H144V95H143ZM145 94L149 95V97H145L146 96ZM154 95H155V89H153V88L148 90V92L147 91L145 92V90L143 92V89L140 88V91H138L137 95H135V97L138 96V98L136 97L138 100L137 99L136 100L139 101V104H141V111L143 113L142 120H141L142 124H146V123L152 121L153 119L159 117V115H160L159 99H156V96H154ZM37 96H38V100H36L37 98L34 99V103L38 106L41 105V107L42 106L45 107L48 104H51V102H53V100L50 98H44V97L39 98V95H37ZM4 99H6V98H4ZM25 100L27 101V100H31V99H29L27 97V99H25ZM3 102L4 101L2 100V103ZM7 102L5 105H7ZM31 102H30V104H27L25 106H28V105H30L29 107H31V105L33 106L34 104H31ZM65 104L66 105H64L63 108H59V109H57V111H54L52 109L49 111L48 115H46L45 113L44 114L40 113V115H38V117L40 118V120L44 119L43 121L47 120L50 122V124H52L53 120H57L56 118H58L57 122L60 121L59 116L61 118L62 112H65L66 110H67L66 112H68L69 110H71V111H73L72 113L70 111V114H72L71 120H74L75 122H81L82 121L81 116L79 115L78 112H76L74 110L75 108H77L75 103L71 100H68ZM238 104H241V105H238ZM1 105L2 104L0 103V107H1ZM234 105H236V106L238 105L240 107H237V108L233 107ZM2 110H4V108L0 109V111H2ZM63 110H65V111H63ZM8 111H9V113H8V116L6 118L4 116H2V117H4V118H2L1 117L2 114L0 112V114H1L0 119L4 120V122H5L4 123L0 120V122L3 123V124L0 123V126L1 125L3 127L5 126L4 132L7 135L8 134L13 135L15 130H14L13 126H11V124L13 125V123H15L14 125H16V122H15L16 120H14V119H16V116L13 115L12 112H16V111L13 108L8 109ZM243 114L246 115L245 119H244ZM41 115H43V117ZM226 116H229L231 118L230 119L231 121L229 119H226L227 118ZM238 116H241L243 119L239 118L240 120H233L234 117H238ZM219 117H221L222 120L224 119L222 117H226L225 118L226 120L224 119L222 121L221 119H219ZM118 118L121 119V115L118 116ZM170 118H173V117H170ZM29 119H30V117H29ZM241 119L244 121V123L241 121ZM36 120H38V119H36ZM61 120H63V118ZM64 120H63V122L66 123L67 118L65 121ZM217 120H220L221 122H218ZM89 121H91V120L88 119V121H86L83 125L80 126L83 129V130H81V136L82 137L88 134L87 129L90 132L94 131L93 128L91 130L89 129V127H88L89 124L92 126L95 123L98 125V128H100V126H102V129L104 128V126L106 127L109 124V123H105V124L103 123L104 124V126H103L102 124L100 125V122H98V121L96 123V120H93L94 122L91 121V123ZM29 122H30V120H29ZM17 124L19 125V123H17ZM110 125H111V128L113 126H115L113 124H110ZM139 125L141 126V124H139ZM2 126H1V128H2ZM28 126H26L27 127V133L29 131H31V128H28ZM38 127H39V125H38ZM1 128H0V130H2ZM107 128L109 129V126ZM248 128L251 131H249V134H244L245 133L244 131L247 130ZM105 129H103V130H105ZM21 130H22V128H20L19 131L20 132L23 131L25 133V130H22V131ZM97 130H100V129H97ZM97 130H95V131L97 132ZM188 130H189V132L187 133L186 131H188ZM95 131H94V133H95ZM242 134H243V136H242ZM184 136H187V138ZM2 137H6V135L2 136ZM146 139H144L142 141V144L138 143V142H137L138 143L137 144V143H135V141H131L134 143H131L130 145L128 144L129 147L128 146L125 147V145H127V143H130L128 140L126 142L125 141L126 139L123 140V141H125L124 143L119 144L120 146L117 145L119 147L115 146V144H112L113 145L112 146L109 143H103L104 145L101 144L100 146H102V148L99 147V149L101 151L108 150L110 152H114V151H112V148H113L116 152L120 151L121 153H124L127 155V153L130 150L138 147V149L140 148L139 151L141 152V155L140 156L138 154H135V155H138L140 157V158L138 157L139 162H138V160H136V161L139 163L138 165H141L140 164L141 162H145L144 152H145V148H146L145 147L146 146V142H145ZM132 144H134V146H135V144H137L138 146L137 145H136V147L133 146L134 147L133 148ZM122 147L124 149H122ZM28 148H30V144H29ZM130 148H132V149H130ZM10 149L12 150V152L10 151ZM125 149L126 150L130 149V150H127V152L122 151ZM141 149L143 151H141ZM32 150H34V149H32ZM174 150H172V151L174 152ZM8 151H10V153H11L10 155H12V156L14 155L12 159H14V162L16 161L17 163L16 162L14 163L13 161H11L9 163V165L7 163L8 168L6 167V169L2 166L5 164H3L2 162L0 163V186H1L0 188L1 189L3 186L6 188L10 187V186H5L4 184L7 183V185H10L12 183V180H10V179H9V181H7L8 175L12 174V172L15 175L14 176L12 174L13 180L16 179V176L18 179L19 175H17V173L21 174L22 170H25V171H23L25 173L28 172V171H26V167H25L27 165L22 166L23 164H25V162H23L22 157L19 155V153L22 152V148L20 147V144L13 143L10 146V148L8 149ZM168 151L169 150H167L165 152H168ZM211 152L213 153V151H211ZM133 154H130V155L135 156ZM166 154H168V153H166ZM169 154H170V152H169ZM201 155H200V157H201ZM176 156H178V155L175 154V157ZM184 156H181L183 158V160L179 156V158H181L179 160L184 161ZM196 156H197V160H198V157H199L198 154ZM128 157H130V156H128ZM218 157H216V158H218ZM127 158H124L126 162L128 160ZM132 158L135 159L134 157H132ZM143 159H144V161H143ZM147 159H148V161L150 160L149 158H147ZM24 160L29 161V159L27 160V158H24ZM160 161H159V163H161ZM12 162L15 165L17 170L15 169L14 165L11 164ZM19 162H21L19 164V166H22L21 169L19 166H16V165H18ZM128 162H129L128 164H131L132 166L136 165L135 164L136 162L134 163L132 161L133 163H131L129 160H128ZM26 163H28V162H26ZM158 164H157V167L161 168V164H159L160 166ZM181 164L182 163H180V165ZM52 166L54 168H51ZM52 166H49V171L51 173L54 172V170L51 171L52 169H58V170L60 169V168H58L59 167L58 165H57L58 167L54 166V165H52ZM1 167H3L4 169L2 170ZM29 168L30 167H27L28 170H29ZM139 170L133 169V172L134 171L135 172L134 173L131 172L130 177L128 176L129 174H127L126 175L127 177L125 176L123 178L124 180L126 179L125 181L122 180L123 182H126L125 186L127 184H131V183H132V185H134V184H137L138 182L140 184V181L142 180V177H144V174L141 172V170L140 171ZM188 171H190V170H188ZM23 172H22L23 179H20V178H22V176H21L22 174L20 175L21 177L19 178V180H22V183L24 181V177L27 179L29 176L34 175L31 172H30L31 175H28L29 172L27 173V175H25V173H23ZM139 173H141L143 176ZM168 174H170V173H168ZM174 175L176 177L177 174H174ZM182 175H184V173ZM204 175H205V177H204ZM36 176L37 177L33 176V178H35L34 179L35 182H41L42 178L44 179V177H45V176L41 177V175H36ZM167 176H169V175H167ZM10 178H11V176H10ZM5 180H6V183H5ZM27 180H25V182H27ZM31 180H33V179H31ZM104 180L105 181L107 180L108 182H112V178L109 175L106 176V173L104 174ZM136 180H138V181H136ZM29 181H30V177H29ZM135 181H136V183H135ZM15 182H16V180H15ZM133 182H134V184H133ZM216 182L218 183V185L221 186V189H219L217 191H215L213 189L214 183H216ZM143 183H145V181ZM20 184H21V181L20 182L18 181V182H16L15 185H20ZM15 185H12V187ZM128 187L130 188L131 186H128ZM136 187H138V184ZM142 187H140L143 189L142 192H137V190L140 191V189L138 187L136 192H133V193L126 192L123 194V197H117L116 198V196L114 197L110 194H108V196H106L105 195L106 193H104V194H102L103 197L101 195L100 198L104 199V201L106 200V204L108 205V207L106 206L107 209L111 210L112 208L110 209L109 208L110 206L115 207L117 209L119 208L117 210L118 213H119V210H121V212L124 210V209L122 210L124 205L129 204V202L127 200L128 199L130 200V198L132 200L134 199L138 203L141 202L143 205V208L146 209L147 207H150L152 205V203L154 202V201L151 202V197H153V194L155 195V193L151 190L153 188L150 189L146 186V189H145V186H142ZM6 188H4V190ZM80 189H79V191H81L82 194L79 191L78 192L75 191V193H77L75 196H78V193L81 195L85 194V192H84L85 187L83 190L82 189L80 190ZM6 190H10V189L7 188ZM11 191L16 193L17 189L14 188V190H11ZM86 193H87L86 194L87 199L89 198L90 200H92L90 203L93 202L95 197L97 198V196L93 197V195H89L90 194L89 192H86ZM64 194L65 193H63V195ZM63 195H61L63 199H60V197L55 198V199L56 200L58 199V201L60 199V202H61V200H64V198L67 197L66 194H65L66 196H63ZM104 195L106 198L104 197ZM188 196H190V195H188ZM44 197L46 200V204L48 203L50 206L47 207L48 204L46 206L44 205V210H42L41 214L39 213L41 215V217L38 214L40 218H37V219H39L37 221L34 220L35 218H32V215L29 216V214H28L29 217L26 220V217H27L26 216L27 212H26L25 213L26 217L21 215V217H23V219L20 217L21 221L16 222L15 221V218H16L15 212L12 209V208H14V207H12L13 203L12 204H9L8 202L7 203L4 202L3 204L0 203V214L3 218L6 216V218L3 219L4 221H2L0 219V264H84V262H85V264H93V262H90L92 259H89V257L93 258L92 255H94V253L96 254V252L98 254V251H96V249H94L95 250L94 251L92 249L91 245L89 244V242L86 241V236H89L88 233H86V232H90V234L94 233L93 235L91 234V236H92L91 239L93 241H96L95 239L100 240L102 237L106 236L107 234L108 235H114L115 237H117L114 240V241H116V244H118L117 239H119V238H121V239L124 238L123 239L124 241H125V239H127L126 240V241H128V243L126 242L127 244H124L125 243L124 241H123V244L121 243L122 246L124 245L125 251L124 250L123 251L126 253H123V256H124L123 259L120 257L118 258L120 260L119 262H121V261L124 262V260H126L127 261L126 264H131L132 261L136 260L137 263L139 264L140 260L138 261L137 255L136 256L129 255V252H130L129 250L132 251L131 252L132 254H136L137 253L136 251L138 249L140 250L143 248V250L144 249L146 250V248L143 247V245H144L143 241L144 240H146V241L150 240L149 235H148V231L145 230L146 231L145 237L147 238V236H148V239H144L143 238V233H144L143 231L144 230H142L143 226H141V228L138 226L139 225L138 223H141L138 220L140 219V221H141L140 217H141L142 213H140L139 215L136 216L135 219L137 221L134 220V222L135 223L137 222V224H138V225L136 224L137 227H136L135 231H133V234L135 236L132 235V231H130V230H129L130 233L123 231V230L122 231L119 230V232H115L116 234H114V231L112 229L114 226L113 223L109 224V222H111V221L107 220L106 218H105V220H107V222L105 220L104 221L101 220L102 217L105 215H103V216L101 215L100 219H98L97 216H99V215H96L97 213H95L93 216H95L96 218L93 216L91 218L92 219L95 218V220L97 222L95 220H92V221H94V222H92L90 220L91 218L90 219L87 218L88 220H90V221H88L85 219L88 216L84 217L85 216L84 213L87 211L84 212L83 208H81V205L79 207V204H78V206H73V205L70 206L69 204H66L65 208L66 209L69 208V212L73 216V218H72L69 215V217L72 220L74 219L73 220V224H74L73 227L74 228L68 227L71 230L69 229L68 231H65L64 229L66 228V230H67L68 228H67V226L65 227L66 219H64L62 217V215H64V213L61 214L62 211H60L59 209L53 208V206L51 205L52 204L51 202H52V200H54V198L51 194H49V192ZM183 197L187 198V195H184ZM69 198L72 199L73 197L71 198L69 195ZM69 198H68V200H70ZM5 201H7V200H5ZM82 202H84V200ZM86 202H89V200ZM79 203H80V201H79ZM133 203H135V202H133ZM93 204H95V203L93 202ZM82 207H83V205H82ZM153 207H155V206H153ZM252 208L253 207H251L249 205L245 206V207L244 206H238L236 208V210H234V212H233V213H235L234 215H237V214H240L241 216L243 215L242 217L243 218L245 217L244 219H246L248 216L247 219H250L251 222H249V221L239 222V221L235 220L236 222H232V223L228 224V223H224V221L222 219H216V221H214L212 223V226H213L214 230H216V232L218 230L222 229L223 227H230V229H231L230 231H231L232 236L234 237V239L237 238V240L235 239L236 241H238V242H236V244L239 243L240 244L239 247H242L244 244H246L244 247L247 248L245 250L248 252L249 264H261L262 262H264V260H263L264 259L263 258V256H264V240L261 242L257 241V243L253 244L254 245L253 246V245L249 244V241L247 239L249 237L248 235L250 233L254 234L255 232H257L255 234H260L261 237L264 238V233H258L259 232V224L257 222L258 219L255 220V218H252V216L254 215L253 210L255 207L253 208V210H252ZM66 209L63 210V212H65V211L68 212V210H66ZM229 209H227V211H230ZM99 210L102 211V209H100V208H99ZM101 211H98V212H101ZM151 211H154V212H152V214L155 213L154 209L153 210L150 209L149 211H147V209H146V212H148V213ZM103 212H106V211L103 210ZM158 212H160V211H158ZM138 213H139V210H138L137 214ZM21 214H23V212H21ZM103 214H105V213H103ZM144 214H145V212H144ZM158 214H159V216H161L160 215L161 212ZM244 214L247 216H244ZM120 215L118 216L119 218H121ZM1 216H0V218H1ZM159 216H157V217L160 218ZM249 216L254 220H251V218ZM130 217H131V215H129V218ZM144 218L145 217H143L142 219H144ZM30 219H31V222H30ZM103 219H104V217H103ZM85 221H87V222H85ZM66 222H68L67 224H70L69 221H66ZM143 223L145 224V222H142L141 224L143 225ZM109 226H110V228H109ZM145 229H146V227H145ZM190 229H191L192 233H194V232L197 233V231L199 230L198 226L195 225L194 223H192L190 225ZM31 233H34V234L40 236V238H41V240H40V238H38L39 240L37 242V243H39V241H40V243H39L40 245L39 246L37 245V247L40 249L39 251L37 250V248L35 249V247H34V244H36L35 243L36 241L33 243V241L30 240V234ZM95 234H96L97 238H96V236H94ZM99 236H102V237H99ZM174 237H175V235H174ZM176 238H178V237H176ZM88 240H90V239H88ZM173 240H174V238H173ZM120 241H122V240H120ZM99 242L100 241H98V245L103 246ZM149 242L147 245L148 247L150 245ZM232 242H234V241L228 242V246L233 249V247L236 244L234 245V243L232 244ZM86 243L89 244L90 247H87ZM177 243L179 244V242H177ZM196 243H197V245H200V244L202 245V243H204V242L202 241V243L201 242H199V243L196 242ZM196 243H194V245ZM96 244H97V242H96ZM187 244H181L183 249H185L186 246L188 247ZM125 245H126V248H125ZM189 245H193V244H189ZM118 246H116V247L113 246V248L115 247L114 249H116L118 251L121 245L119 247ZM188 248H190V247H188ZM260 249L263 252L262 256H261V254H258V251ZM18 250H21V252H19L20 254H17ZM139 250H138L137 254L140 253ZM245 250H243V251H245ZM85 251L88 252L89 254L88 253L85 254L84 253ZM140 251L142 252V250H140ZM169 251L172 252V254H175V253H173V250L172 251L169 250ZM119 252H120V250H119ZM183 252H184V250H183ZM120 253H122V252H120ZM143 253H146V251ZM211 253H213V250ZM240 253H242V252L238 250V252L235 251V253H232V254H234L233 256H236V255H240ZM244 253L242 255H244ZM179 254H181V253H178V255ZM201 254L202 253L196 254L195 256L191 255L189 257H195L194 259L196 262H200L201 264H206V263H204L205 259H206V257L204 258V256H206V255L203 256L204 253L202 255ZM206 254H208V253H206ZM48 255H49V257L47 258ZM85 255L87 256V258L85 257ZM139 255L141 256L140 259H142V254L140 253ZM186 255H189V254H185L184 256L179 255L180 257L179 256L178 257L180 259H178L177 255H176L177 260L182 261V259ZM120 256H122V255H120ZM143 256H147V254H145ZM96 257H98V256H96ZM135 257H136V259H135ZM49 258H52L53 262L49 261L48 260ZM112 258H114V257H112V255H111V259ZM186 258H187V256H186ZM186 258H184V259H186ZM87 259L90 261H88ZM184 259H183L184 262H188V259L186 261ZM194 259H192L191 261H193ZM114 260H116V259L114 258ZM114 260H113V262H114ZM117 261L118 260H116V262ZM141 261H140V264H141ZM156 262H158V261H156ZM159 262H161V260ZM221 262H219V264ZM224 262H225V264L229 263V262L227 263L226 261H224ZM137 263L132 262V264H137ZM231 263H232V261H231ZM100 264H103V263L101 262ZM151 264H153V263L151 262ZM160 264H163V262H161ZM188 264H191V263H188Z\"/></svg>",
  "mask_w": 264,
  "mask_h": 264
}]
</instances>
